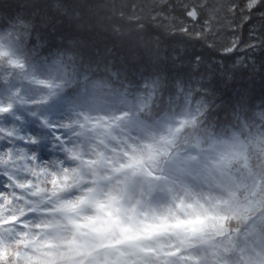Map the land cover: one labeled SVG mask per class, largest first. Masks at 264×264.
Returning a JSON list of instances; mask_svg holds the SVG:
<instances>
[{"label":"clouds","instance_id":"clouds-1","mask_svg":"<svg viewBox=\"0 0 264 264\" xmlns=\"http://www.w3.org/2000/svg\"><path fill=\"white\" fill-rule=\"evenodd\" d=\"M0 264H264V0H0Z\"/></svg>","mask_w":264,"mask_h":264}]
</instances>
